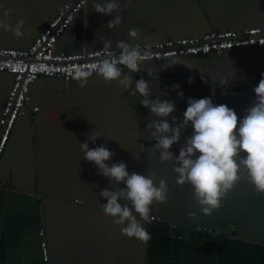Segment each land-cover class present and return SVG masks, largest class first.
I'll return each mask as SVG.
<instances>
[{"label": "crops", "instance_id": "0c3cea01", "mask_svg": "<svg viewBox=\"0 0 264 264\" xmlns=\"http://www.w3.org/2000/svg\"><path fill=\"white\" fill-rule=\"evenodd\" d=\"M67 1L0 0V15L13 9L10 24L23 18L22 31L28 33L17 39L0 29V46L26 47ZM93 2L82 15L75 14L56 51L91 50L103 46L101 37L112 41L111 48L117 41L131 44L127 34L133 28L140 30L137 42L150 44L200 37L212 29L264 26V0H131L126 10L111 15L95 12ZM120 3L123 8L124 0ZM116 15L122 22L110 30L107 24ZM141 71L150 99L176 103L169 121L182 119L189 97L210 96L214 104H227L243 116L264 74V44L219 55L143 61ZM230 73L235 78L222 95L220 79ZM10 84L11 75L0 72V111ZM173 85L180 86L183 99ZM28 95L25 114L15 119L0 156V264H42L39 229L45 233L50 264H264V194L241 180L219 209L202 214L191 185L176 184L172 162L160 163L159 152L153 155L154 141L145 127L157 118L139 104V94L129 96L115 82L105 84L93 75L83 88L72 77H40L28 85ZM191 131L172 146L174 156ZM94 132L101 138L90 148L103 144L115 152L109 165L123 161L129 172H155L157 180L167 181V203L152 205L151 215L159 220L142 221L151 237L146 243L122 235L103 214L106 200L99 193L113 184L82 158L79 147Z\"/></svg>", "mask_w": 264, "mask_h": 264}, {"label": "clouds", "instance_id": "9594fccd", "mask_svg": "<svg viewBox=\"0 0 264 264\" xmlns=\"http://www.w3.org/2000/svg\"><path fill=\"white\" fill-rule=\"evenodd\" d=\"M130 2L124 0L122 8L120 0H104L103 3L94 0L92 8L99 14L111 15L126 10ZM13 11L3 10L0 29L11 32L17 39L26 38L28 33L22 31L23 18H19L14 26L10 24L9 17ZM121 22V16L116 15L107 27L111 30ZM127 35L132 43L117 41L115 49L111 48V40L101 37L103 46L96 52V62L86 67L77 66L71 74L72 79L83 88L95 73L102 77L105 84L115 82L118 88L128 91L129 96L139 94V104L157 118L145 127L154 141L153 155L159 152L160 163L172 162V170L177 174L176 184L191 185L192 197L202 214L210 216L219 209L227 193L241 180L251 184L254 192L264 194V74L253 88L255 99L244 109L243 116H238L227 104H214L210 96L200 99L189 97L182 119L178 122V118L172 116L169 121L170 114L176 111V103L158 96L150 99L152 93L148 81L143 76L134 81L130 74L141 71L142 62L149 52L142 51L137 44L140 40L139 29H130ZM147 72L152 76L151 69ZM234 78L235 73H230L220 79L221 88L224 89L222 95L227 94L229 83ZM201 80L207 83L203 77ZM179 88V85L172 86L173 90H177L178 98L183 99V92L178 91ZM189 127L191 134L185 137L178 155L174 156L172 146L179 143L181 135ZM99 138L101 135L94 132L79 147L82 158L94 163L98 174L113 184L111 190L105 188L99 193L106 200L102 204L103 214L113 219L122 235L146 243L151 237L142 221L151 223L150 213L154 203H167V181L163 178L157 180L155 172H129L123 161L109 165L107 162L115 155L114 151L103 144L89 147L90 143L95 145ZM134 158L138 160L136 156ZM121 184L123 187H119ZM187 215L197 218L192 212Z\"/></svg>", "mask_w": 264, "mask_h": 264}, {"label": "built area", "instance_id": "2783aa9c", "mask_svg": "<svg viewBox=\"0 0 264 264\" xmlns=\"http://www.w3.org/2000/svg\"><path fill=\"white\" fill-rule=\"evenodd\" d=\"M86 4L87 0H68L47 24L35 33L30 43L24 48L0 46V72L11 75V84L0 111V156L15 119L25 114L28 85L33 80L40 77H59L66 80L71 77L77 66H90L98 59L96 52L102 46L71 53L55 50V44L75 14L83 11ZM137 44L142 51L149 52L143 61H160L178 55H219L233 47L263 45L264 26L242 27L233 30L212 29L200 37H179L160 40L152 44L140 42ZM127 71L125 68V72ZM132 74L136 79L144 76L143 71ZM31 110L36 111L37 108L32 107ZM150 216L152 220H159L153 215ZM37 235L41 263L50 264L44 230L39 229Z\"/></svg>", "mask_w": 264, "mask_h": 264}, {"label": "water", "instance_id": "95a60500", "mask_svg": "<svg viewBox=\"0 0 264 264\" xmlns=\"http://www.w3.org/2000/svg\"><path fill=\"white\" fill-rule=\"evenodd\" d=\"M89 1L90 0H87V4H86V7H85V9L88 7V5H89ZM85 9L83 10V11H80V12H78L77 13V15H82V13L85 11ZM73 20V19H72ZM202 36V35H201ZM155 42H157V41H155ZM154 43V42H153ZM150 44H152V43H150ZM178 56H182V55H178ZM184 56V55H183ZM188 56H191V55H188ZM162 60H164V59H162ZM153 61H156V60H153ZM27 95H28V92H27ZM28 101H29V95H28V99H27V103H28ZM152 214V211H151V213H150V215ZM220 231L222 232L223 231V227L220 229Z\"/></svg>", "mask_w": 264, "mask_h": 264}]
</instances>
